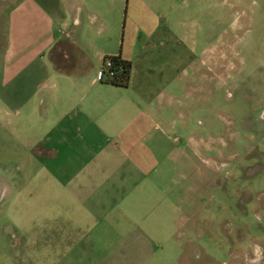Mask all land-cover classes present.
<instances>
[{
  "label": "crops",
  "instance_id": "0c3cea01",
  "mask_svg": "<svg viewBox=\"0 0 264 264\" xmlns=\"http://www.w3.org/2000/svg\"><path fill=\"white\" fill-rule=\"evenodd\" d=\"M15 1L0 70V113L10 127L19 119L28 134L24 166L32 181L20 194L22 234L34 235L38 221L56 226L50 229L56 239L62 235L57 226L67 225L72 263L150 264L167 223L180 228L177 217L186 216L187 192L174 194L167 180L174 156L163 151L168 131L189 125L181 98L189 94L188 62L179 68L182 37L169 25L144 26L119 51L72 37V60L62 49L57 67L52 53L67 26L66 0ZM74 1L72 12L79 9ZM90 1L83 4L93 10ZM118 3L108 0L105 12H117ZM117 54L132 62L128 87L100 77L104 58ZM173 112L176 120L169 118ZM15 189L5 186L6 203L18 201Z\"/></svg>",
  "mask_w": 264,
  "mask_h": 264
},
{
  "label": "rangeland",
  "instance_id": "374dc122",
  "mask_svg": "<svg viewBox=\"0 0 264 264\" xmlns=\"http://www.w3.org/2000/svg\"><path fill=\"white\" fill-rule=\"evenodd\" d=\"M84 1H74L75 12L72 0L65 1L67 26L52 53L55 63L62 49L72 60L73 38L119 51L131 31L144 26L169 25L182 37L179 68L188 62L189 94L181 98L189 125L169 130L163 151L174 156L167 160L174 194L187 192L186 216L177 217L180 228L167 223L150 264H264V0H117L113 14L105 12L108 0H91L94 11ZM15 2L0 0V70ZM174 64L172 75L180 71ZM4 117L0 113V264H79L72 263V227L57 226L62 235L53 239L56 226L35 221L34 235L22 234L19 200L31 186L24 166L30 146L23 123L10 127ZM5 186L19 191L18 201L5 202Z\"/></svg>",
  "mask_w": 264,
  "mask_h": 264
},
{
  "label": "trees",
  "instance_id": "16d2710c",
  "mask_svg": "<svg viewBox=\"0 0 264 264\" xmlns=\"http://www.w3.org/2000/svg\"><path fill=\"white\" fill-rule=\"evenodd\" d=\"M111 57L114 60L113 68H115V75L112 78L104 80L116 86L128 87L132 73V62L122 58L120 54L111 55Z\"/></svg>",
  "mask_w": 264,
  "mask_h": 264
},
{
  "label": "built area",
  "instance_id": "2783aa9c",
  "mask_svg": "<svg viewBox=\"0 0 264 264\" xmlns=\"http://www.w3.org/2000/svg\"><path fill=\"white\" fill-rule=\"evenodd\" d=\"M113 65L114 60L111 55L106 56L100 72V77H102V79L112 78L115 75V68H113Z\"/></svg>",
  "mask_w": 264,
  "mask_h": 264
}]
</instances>
